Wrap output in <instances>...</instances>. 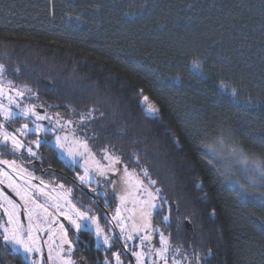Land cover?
<instances>
[{
    "label": "trees",
    "instance_id": "trees-1",
    "mask_svg": "<svg viewBox=\"0 0 264 264\" xmlns=\"http://www.w3.org/2000/svg\"><path fill=\"white\" fill-rule=\"evenodd\" d=\"M0 63L64 121L95 109L75 135L96 157L109 147L148 169L167 198L151 223L189 259L264 264V208L217 171L230 165L246 183L223 156L232 147L264 159V0H0ZM221 81L236 103L217 94ZM141 89L160 119L145 116Z\"/></svg>",
    "mask_w": 264,
    "mask_h": 264
},
{
    "label": "snow or ice",
    "instance_id": "snow-or-ice-1",
    "mask_svg": "<svg viewBox=\"0 0 264 264\" xmlns=\"http://www.w3.org/2000/svg\"><path fill=\"white\" fill-rule=\"evenodd\" d=\"M5 57L7 58V53H5ZM191 66L202 73V63L198 59H193ZM15 71L19 72V69L16 68ZM26 94L35 95L27 85L17 87L8 79L7 66L0 63V147L12 154L23 149L35 156L37 153L33 152L32 145L39 147L41 141L38 139L25 143L22 137L27 136L29 132L48 135L55 134L58 130L63 132L66 127L69 128L72 135L71 144H69V134L54 135L53 140L45 142L66 152L67 156L77 164L81 160L84 161V174H77L82 184L91 185L95 176L108 177L112 173H122L118 177V181H108L113 189L119 188L117 195L120 206L116 208L114 216H105L109 225L119 231H114L112 236L108 235L100 223V217L92 214L91 208L85 211L73 204L69 199L72 189H65L64 185H59L64 190L63 195L51 196L50 193L44 192L43 188L31 185V180L27 181V187L21 188L20 185L15 184L8 172L0 169V183L6 180L8 187L12 188L22 201V203H17L0 190V209H3L6 216V219L0 222V259H4L5 254H9L19 257L23 264H78V261L72 259L71 256L75 245L68 238V229L59 222V217H64L77 233L82 231L90 233L98 248L111 249L114 247V239L122 240V246L135 257L136 264H146V261H150L151 264H169V261L171 264H193V261L195 264H200V254L193 252L192 258L189 259L184 250L170 244L169 237L160 228L153 227L152 212L157 208L163 210L167 198L162 194L161 188L156 186L157 181L151 178L148 169L141 168L139 173L135 169L129 170L128 165L122 164L121 157L110 151L109 147L101 150L102 159L106 161V163H101L89 147L88 138H80L75 135V128H71V126L74 123L86 126V122L93 118L92 114L95 109L81 113L78 121L71 119L64 121L59 113H55L54 125L45 127L39 122L52 121L53 117L47 113L41 115L36 110V104L24 103L27 99ZM217 94L228 99L230 103L237 102L238 90L223 81L219 84ZM137 96L145 116L160 119L161 109L151 101L149 96L143 94L142 89L139 90ZM72 111L76 110L72 109ZM16 117L31 118L32 127L29 128V124L25 123L20 128L8 131L5 127L6 123ZM219 143L223 146V139ZM231 153L240 157V162L244 165L241 175L246 183L237 178L236 174L231 171L230 165H225L226 171L217 170L219 175L225 180H232L238 186L239 191L236 193L238 197L244 200L251 198L258 201L260 207L264 208V159L250 160L243 150L236 147L231 148ZM133 155L136 163L139 164V156ZM216 155L218 153L213 149V156ZM212 162L209 161V163ZM0 165H7L12 172L18 175L21 171L14 160L0 159ZM141 176L143 179L140 178ZM145 180H147V184H145ZM95 182L99 184L98 180ZM43 183L41 181V184ZM34 191L45 197L47 206L37 202L32 194ZM92 191L95 192L96 189H92ZM102 194L107 196L106 192ZM128 203L132 204L131 209L126 207ZM49 208L52 211H49ZM22 211L27 217L26 224L21 220ZM168 221L169 216H163L162 222ZM53 224H57V227L53 228ZM41 232H47L48 239L46 241L42 240L39 235ZM153 233L159 236V247L152 244ZM136 239L139 240L138 247L141 250L131 251L129 242ZM45 244L47 245L46 256ZM112 256L115 264H123L119 252H113ZM5 264H8L6 260ZM104 264H112V261L106 257Z\"/></svg>",
    "mask_w": 264,
    "mask_h": 264
},
{
    "label": "flooded vegetation",
    "instance_id": "flooded-vegetation-1",
    "mask_svg": "<svg viewBox=\"0 0 264 264\" xmlns=\"http://www.w3.org/2000/svg\"><path fill=\"white\" fill-rule=\"evenodd\" d=\"M27 99L24 103H32L37 105V111L43 115L47 113L50 117H53L52 121H40L39 123L43 124L45 127L54 125L55 113H58L55 110L48 109L40 97L39 94L32 95L26 94ZM6 102V101H5ZM43 105V107H40ZM15 110V108H14ZM28 123L29 128L32 127L31 118L25 117H16L8 121L5 125L8 131H13L14 129L20 128L23 124ZM57 131L55 134L44 135L43 133L29 132L27 136L22 137L25 143L32 141L40 140L39 147L32 145L33 152L37 155L32 156L27 153L26 150H21L15 154L8 152L6 149L0 147V159H6L9 161L14 160L18 169H21L19 175L12 172L7 165H0V169L8 172L15 184L20 185L21 188L27 187V181L31 180V185H37L40 188L44 189V192L50 193L51 196H62L63 189L59 185H64L65 189H72L71 196L69 199L73 204L82 210H87L91 208L92 214H95L100 217V223L105 228L106 232L112 233L111 226L109 225L108 220L105 219V216L111 217L115 214L116 208L120 206L119 198L117 193L119 188L113 189L112 185L108 182L109 180L118 181V177L122 173H112L108 177H94V182L91 185L82 184L77 174L83 175V168L80 164H77L75 161H69L68 158L63 157L64 152L60 151L59 148L54 147L53 145L45 142L51 141L54 138V135L64 136L69 134V144H71L72 135L70 131ZM97 160H100L101 163H106L102 159V155L97 157ZM23 177V179H21ZM98 180L99 184L95 181ZM41 181L44 183L41 184ZM55 189V191H52ZM92 189H96L95 192ZM0 190H2L6 195L11 197L17 203H22L20 197L15 194L12 188L8 187V182L5 180L3 183H0ZM106 192L107 196L105 197L102 193ZM37 202L39 204L45 203V197L39 192H33ZM50 211L51 208H49ZM22 217L25 224V215L22 211ZM6 219V216L3 213V209H0V222H3ZM59 222L63 223L65 228L68 229V238L73 241L75 245L74 251L71 256L72 259L78 261V264H104L105 258L109 261H112V264H115L114 258L112 256L113 252L120 253V260L123 264H136L135 257L127 252L122 251V240L114 239V247L111 249H105L103 247H97L94 237L88 232L77 233L74 228H72L69 222L64 217H59ZM57 226V224H54ZM134 244L138 243L139 240H133ZM132 242L131 250L137 248V245H134ZM47 251L45 250V256ZM5 260L8 264H23V261L14 255L5 254L4 259H0V264H5ZM146 264H151L150 261H146Z\"/></svg>",
    "mask_w": 264,
    "mask_h": 264
},
{
    "label": "rangeland",
    "instance_id": "rangeland-1",
    "mask_svg": "<svg viewBox=\"0 0 264 264\" xmlns=\"http://www.w3.org/2000/svg\"><path fill=\"white\" fill-rule=\"evenodd\" d=\"M199 61H200V60H199ZM200 62L202 63V61H200ZM191 69H192L193 72H195V73H196L198 76H200V77H205V76H206L205 73H204V70H203V63H202V73H201V71H198V70L192 68V66H191ZM228 85H229V84H228ZM229 86L232 87L231 85H229ZM60 151L64 152V151L61 150V149H60ZM64 153H65V154L63 155V157L68 158L69 161H73V160H71V159L67 156L66 152H64ZM223 156H224V157L226 158V160H228V161H232V160L240 161V160H239V156L232 154L230 151H228L226 154H223ZM96 159H97V157H96ZM79 164H80L81 167L83 168L84 161L81 160ZM83 170H84V169H83ZM83 174H84V172H83ZM59 196H60V195H59ZM61 203H63V200H61ZM44 204H45V203H44ZM129 204H131V203H128L127 208H129ZM45 206H47V205L45 204ZM76 206H77V205H76ZM129 209H130V208H129ZM49 211H50V210H49ZM122 214H126V213H122ZM114 215H115V214H114ZM114 215H113V216H114ZM21 220H23L22 213H21ZM25 220H26V222H27V217H26V216H25ZM52 227H53V228H56L57 226L53 224ZM111 229H112V230H111L112 233L107 232V234L110 235V236L113 235V232H114V231H115V232H118V231H119L118 229H113L112 227H111ZM39 235L42 237V240H44V241H46V240L48 239V234H47V232H41ZM132 242H133V241L129 242V248H131V244H132ZM122 243H123V242H122ZM122 243H121V246H122ZM133 244H134V242H133ZM134 245H137V248H135L134 250H131V251H140V250H141V249L138 247L139 242L136 243V244H134ZM122 249H123L122 251L127 252L128 254H131V252H130L128 249H125L123 246H122ZM44 250L47 251V245H46V244L44 245Z\"/></svg>",
    "mask_w": 264,
    "mask_h": 264
},
{
    "label": "water",
    "instance_id": "water-1",
    "mask_svg": "<svg viewBox=\"0 0 264 264\" xmlns=\"http://www.w3.org/2000/svg\"><path fill=\"white\" fill-rule=\"evenodd\" d=\"M50 86H51V84H50ZM175 208H176V205H175ZM176 210H177V208H176ZM186 224H187V227L189 229H193V226H192V224L189 221H187Z\"/></svg>",
    "mask_w": 264,
    "mask_h": 264
}]
</instances>
